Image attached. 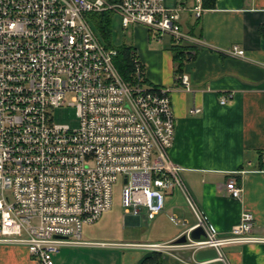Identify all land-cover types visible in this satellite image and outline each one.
<instances>
[{"label":"built area","instance_id":"obj_1","mask_svg":"<svg viewBox=\"0 0 264 264\" xmlns=\"http://www.w3.org/2000/svg\"><path fill=\"white\" fill-rule=\"evenodd\" d=\"M186 9L166 0H0V244L25 246L39 264H55L63 247L140 248L181 259L179 251H190L195 260L201 250L215 249L223 259V246L264 242L253 233L250 211L228 235L211 224L170 155L171 89L127 82L114 64L117 50L105 46L88 16L113 11L124 29L142 24L192 46V53L204 41L183 30ZM204 9L203 0L189 8L197 18ZM227 53L245 51L233 45ZM135 73L141 80L138 62ZM181 82L191 89L187 74ZM231 98L225 93L220 102ZM65 104L76 107L78 127L52 122L50 110ZM120 174L126 214L153 220L178 188L195 223L169 213L182 231L163 243L83 240L84 225L111 208ZM227 187L241 197L239 179H229ZM198 227L204 235L193 238ZM182 236L186 240L178 242Z\"/></svg>","mask_w":264,"mask_h":264},{"label":"crops","instance_id":"obj_2","mask_svg":"<svg viewBox=\"0 0 264 264\" xmlns=\"http://www.w3.org/2000/svg\"><path fill=\"white\" fill-rule=\"evenodd\" d=\"M166 1L187 8L181 12L183 30L204 41L189 54L182 71L175 72L170 35L136 24L130 26L125 43L135 47L148 85L171 89L175 116L171 158L181 167L198 207L221 235H228L242 213L250 211L255 216L253 233L264 237V0H216L199 18L189 10L196 0ZM233 45L244 49V56L227 53ZM182 74L189 76L190 90L183 87ZM225 93H232V98L221 104ZM194 108L200 110L193 112ZM233 177L243 186L240 198L228 190ZM169 213L195 223L183 193L174 188L166 197V211L153 220L125 213V225L137 229L141 239L137 242L172 241L182 228L170 221ZM151 255L140 248L63 247L55 264H142ZM160 259L161 264H264V242L228 245L223 259L185 261L167 254ZM0 264L39 263L25 246L0 244Z\"/></svg>","mask_w":264,"mask_h":264},{"label":"rangeland","instance_id":"obj_3","mask_svg":"<svg viewBox=\"0 0 264 264\" xmlns=\"http://www.w3.org/2000/svg\"><path fill=\"white\" fill-rule=\"evenodd\" d=\"M128 29H124L121 25L120 18L115 14L111 23L112 43L115 46L122 45L130 38ZM164 38H169L165 36ZM170 39V38H169ZM70 101V99L68 100ZM52 122L57 124H66L72 128H76L80 124L77 109L73 105L65 104L50 110ZM124 178L120 174L113 184L112 206L105 212L102 217L93 224H85L83 227V240H91L95 242H137L141 241L138 237L139 232L132 225H125V212L122 206V191ZM141 233V229L139 230ZM150 231V230H149ZM226 246L222 247V250ZM113 249V247H110ZM115 248V247H114ZM117 250L123 251L120 248ZM129 252V251H124ZM129 254V253H128Z\"/></svg>","mask_w":264,"mask_h":264},{"label":"trees","instance_id":"obj_4","mask_svg":"<svg viewBox=\"0 0 264 264\" xmlns=\"http://www.w3.org/2000/svg\"><path fill=\"white\" fill-rule=\"evenodd\" d=\"M216 0H203L204 7L215 6ZM115 13L113 11L104 12H92L89 13V19L94 29L98 33L100 39L105 44L108 49H116L117 54L114 56V64L122 77L130 84H136L140 82L141 84H148L144 74V65L137 58L136 49L133 45L123 43L122 45L115 46L112 43L111 37V23ZM193 48L189 45H182L174 43L172 45V50L174 54V60L176 62L175 72H181L185 61L190 53L187 51ZM136 62L139 63L143 77L139 80L136 76ZM264 167V163L261 164ZM161 254L160 252H153L151 257H146L142 264H161Z\"/></svg>","mask_w":264,"mask_h":264},{"label":"water","instance_id":"obj_5","mask_svg":"<svg viewBox=\"0 0 264 264\" xmlns=\"http://www.w3.org/2000/svg\"><path fill=\"white\" fill-rule=\"evenodd\" d=\"M201 235H204V231L200 227H198L192 231V237L193 238H199ZM185 240H186V237L182 236L177 241L178 242H184ZM178 255L187 261L192 260V256H191L190 251H179ZM217 257H218V253L216 252L215 249H205V250H201V251L196 253L195 260L200 261V262H204V261L211 260V259H214Z\"/></svg>","mask_w":264,"mask_h":264}]
</instances>
